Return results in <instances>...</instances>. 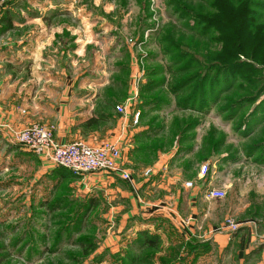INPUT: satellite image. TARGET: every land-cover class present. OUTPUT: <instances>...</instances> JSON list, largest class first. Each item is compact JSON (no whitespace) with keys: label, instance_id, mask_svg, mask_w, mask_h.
Masks as SVG:
<instances>
[{"label":"rangeland","instance_id":"rangeland-1","mask_svg":"<svg viewBox=\"0 0 264 264\" xmlns=\"http://www.w3.org/2000/svg\"><path fill=\"white\" fill-rule=\"evenodd\" d=\"M26 1L35 2L32 8L42 15L37 21L48 38L49 55L42 62L51 66L43 78H75L81 85L66 107L80 114L75 119L79 139L86 144L113 139L115 118L124 116L114 106L125 108L120 145L130 178L109 174L111 183L76 186L78 176L60 170L58 178L42 176L38 161L47 157L27 149L35 177L32 245L29 239L28 246L18 245V237H11L18 223L6 222L14 208L2 193L0 264H225L212 240L204 238L211 232L190 230L180 212L181 192L174 198V190L198 185L203 195L208 185L223 188L225 196L208 204L232 210L237 223L246 215L257 229L264 224V159L258 161L262 151L252 147L264 145V64L254 63L253 82L239 77L231 90L207 93L211 98L203 111L179 107L176 102L189 94L195 79L211 69L208 52L220 47L218 33H198L183 13L211 11V0ZM253 1L256 22L264 25V0ZM176 45L191 57L190 66L177 62ZM178 81L187 85L180 88ZM247 96L255 101L234 103ZM148 99H157L160 108L145 109ZM54 105L51 118L33 122L48 125L52 134ZM83 116L88 117L79 119ZM201 165L206 170L199 175ZM145 169H150L147 176ZM221 231L218 226L211 234ZM141 233L155 244L147 246ZM228 258L226 264H234L232 254Z\"/></svg>","mask_w":264,"mask_h":264},{"label":"crops","instance_id":"crops-1","mask_svg":"<svg viewBox=\"0 0 264 264\" xmlns=\"http://www.w3.org/2000/svg\"><path fill=\"white\" fill-rule=\"evenodd\" d=\"M34 6L35 2L26 0H6L0 8V196L4 193L11 198L13 216L6 222L18 223L17 230L11 231L13 233L11 237L16 239L18 237V241L16 240L18 245L23 244L24 241L25 246H28V239L29 245H32L33 240L32 208L35 177L32 167L28 169L29 151L17 145L13 133L33 122H39L42 120L40 116H43L45 118L43 122H46L45 120L51 118L48 116L50 104L55 103L53 109L57 115L54 116L53 123L54 139L57 142L81 141L78 136L80 127H75V119L80 114L66 112L68 103L81 85L75 78H60L58 81L43 78L42 75L48 72L51 66L48 62L45 64L42 62L44 57L49 55L46 52L48 38L42 33V23L37 21L42 15L36 14L32 8ZM87 117L83 116L79 119ZM126 122L125 115L115 118L114 129H118V135L111 139L117 143L121 162H124L125 167L127 158L120 144L123 142ZM38 163L42 176H50L51 173L58 178L59 173L56 172L58 167L50 160L42 158ZM8 170L10 174H5ZM77 178L74 185L82 187L108 184L113 179L112 175L104 172L87 173ZM175 180L176 178H173L170 181ZM218 182L222 183L219 180ZM179 192L183 206L178 208L181 207L182 217L187 220L189 228L196 226L204 236L206 233L216 231L228 217L233 216L229 213L232 210L225 207L217 209L208 204L214 199L204 198L198 185L183 187L180 191L174 190V198L178 197ZM5 209L6 207L2 208L0 204V231L1 215ZM242 218L244 220L238 222L241 229L235 235L234 232L224 230L220 233H210L204 238L212 240L226 263L232 254L234 264H264V224L257 229L258 224L251 219V216L244 215ZM190 230L194 229L190 228ZM259 233L263 234L262 237Z\"/></svg>","mask_w":264,"mask_h":264},{"label":"trees","instance_id":"trees-1","mask_svg":"<svg viewBox=\"0 0 264 264\" xmlns=\"http://www.w3.org/2000/svg\"><path fill=\"white\" fill-rule=\"evenodd\" d=\"M208 4L211 6V11H200L191 15L190 12L186 10L187 12L183 13L184 17H186L185 19L191 20V25L197 29L198 33L205 34L208 31H215L218 33L215 39L220 42V47L218 49L208 52L207 60L211 69L206 70L201 76V79H195L189 94L176 102L179 107H189L199 111H203V108L205 109L207 105L205 101L208 97V95L206 97L207 93L212 97V94L215 93L216 90L221 93L229 91L234 87L239 77L247 79L248 82H253V74L258 73V67H256L254 63L264 64V25L257 24L256 14L258 12L253 8L258 4L253 0H211ZM259 29H261V31ZM260 40H263L262 44ZM178 48L180 47L178 46L176 50L180 57L177 62H180L183 67L190 66L192 61L191 57ZM240 54L244 55L246 58L241 59ZM186 57L187 59H185ZM183 59H185V61L182 62ZM212 69H215L216 74L224 72L225 77L219 79V76L215 73L214 75H208ZM181 83H179V81L177 83L180 88L187 85ZM206 86L210 87V90L206 91ZM171 89H175V87L172 86ZM211 97H208V99ZM254 99L255 98H251V96H247L235 100L234 103L241 104L244 101H255ZM144 104L145 107H147L145 109H149L150 111L160 108L157 99H148ZM232 109L231 107V112L233 110L235 111V108ZM248 119L249 118L246 120L244 119V122L249 123ZM252 147L262 151L261 158H258V161H262L260 159H264V145H254ZM57 167L56 171L60 170L63 172L62 174L76 177V175L72 174L69 170L60 166ZM90 202L89 200V205H92ZM140 236L143 237L142 233ZM140 236L138 238H140ZM193 237L195 236L191 238ZM141 241H145L147 246H153L155 244V242L146 236L143 237ZM207 245L208 244L205 243L204 248H207Z\"/></svg>","mask_w":264,"mask_h":264},{"label":"built area","instance_id":"built-area-1","mask_svg":"<svg viewBox=\"0 0 264 264\" xmlns=\"http://www.w3.org/2000/svg\"><path fill=\"white\" fill-rule=\"evenodd\" d=\"M6 0H0V8ZM114 109L125 115V108L115 105ZM138 112L133 113V122H136ZM13 139L24 148L47 157L55 166L63 167L76 176L92 172H104L129 181L130 172L122 165L121 153L117 143L113 140H103L96 144H86L80 140L70 142H57L52 134L51 128L46 124L33 123L21 128L13 133ZM206 170L205 165H201L198 174L202 175ZM147 176L150 169L142 172ZM185 186H190V182H184ZM223 188L207 187L203 196L206 199H220L225 196ZM239 224L231 217H228L220 230L235 231Z\"/></svg>","mask_w":264,"mask_h":264}]
</instances>
